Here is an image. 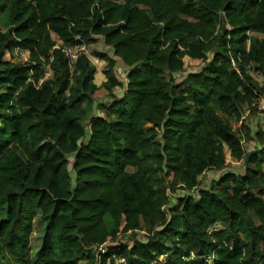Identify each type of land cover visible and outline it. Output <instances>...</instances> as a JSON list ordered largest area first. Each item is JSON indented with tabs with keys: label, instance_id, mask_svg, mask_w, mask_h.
I'll return each mask as SVG.
<instances>
[{
	"label": "trees",
	"instance_id": "obj_1",
	"mask_svg": "<svg viewBox=\"0 0 264 264\" xmlns=\"http://www.w3.org/2000/svg\"><path fill=\"white\" fill-rule=\"evenodd\" d=\"M263 94L264 0H0V264H264Z\"/></svg>",
	"mask_w": 264,
	"mask_h": 264
},
{
	"label": "rangeland",
	"instance_id": "obj_2",
	"mask_svg": "<svg viewBox=\"0 0 264 264\" xmlns=\"http://www.w3.org/2000/svg\"><path fill=\"white\" fill-rule=\"evenodd\" d=\"M88 53V49L86 51ZM9 58L8 56L6 57V59ZM13 61L19 62L18 58L12 57ZM185 64L188 65L190 67V65H195L196 61H192L189 59H185ZM197 65V66H196ZM194 67H196L197 69L199 68V65L196 64ZM116 75H118V77H121V79L125 78L124 75V70L121 69H117L116 71ZM254 77L258 80H260V76H258L257 74H254ZM180 77H178L177 79H179ZM98 95V94H97ZM103 100V98H102ZM98 114L100 115L101 113L98 112ZM221 118L224 120V122L228 121V124H230V127L232 130L237 129L239 124H236L233 120L229 119L228 116H225L222 113H219ZM248 118V117H247ZM249 124L251 129L253 130V132L257 131L258 127H261V129L264 131V116H255L249 119ZM255 146H257L256 141L253 140L251 141L249 144L245 145V149L247 151H251L253 149H255ZM226 164L225 166L222 168V170L220 171H216V172H212V171H208L206 172L201 178H200V187H207L208 186V182H210L211 180L218 178L219 176H221L223 173L226 172H234V173H240L242 172V163L241 162H232L229 158L228 152L226 151ZM264 166V164H263ZM43 230H44V224L40 219V212L36 211L35 217L33 219V229H32V233L30 235V242H29V247H30V254L29 257L27 259V261L29 263H32L33 259L35 258L40 245H41V238L43 236ZM138 239L144 240V238L141 235L137 236ZM120 241L122 242H126L128 241V237L122 236L120 238Z\"/></svg>",
	"mask_w": 264,
	"mask_h": 264
},
{
	"label": "built area",
	"instance_id": "obj_3",
	"mask_svg": "<svg viewBox=\"0 0 264 264\" xmlns=\"http://www.w3.org/2000/svg\"><path fill=\"white\" fill-rule=\"evenodd\" d=\"M55 48L60 49L61 52L64 54V56H66L69 60V64H73V62L77 59L78 54L81 52H85L87 53V49L84 45H80V46H75V47H58L56 46ZM11 55L15 58L19 59L20 63L26 62L28 60V53L27 52H22L18 49H15ZM9 57V55H7ZM49 72L47 73V76H49ZM258 111L264 112V94L261 98V100L259 101V103L256 106ZM121 263H123V260L120 261Z\"/></svg>",
	"mask_w": 264,
	"mask_h": 264
},
{
	"label": "crops",
	"instance_id": "obj_4",
	"mask_svg": "<svg viewBox=\"0 0 264 264\" xmlns=\"http://www.w3.org/2000/svg\"><path fill=\"white\" fill-rule=\"evenodd\" d=\"M6 57H7V55H6ZM119 69H121V68H118V70H119ZM121 70H123V69H121ZM122 80H125V78H124V79H122Z\"/></svg>",
	"mask_w": 264,
	"mask_h": 264
}]
</instances>
